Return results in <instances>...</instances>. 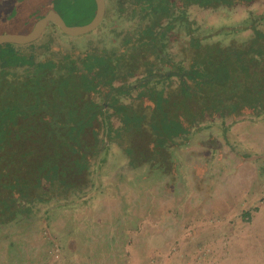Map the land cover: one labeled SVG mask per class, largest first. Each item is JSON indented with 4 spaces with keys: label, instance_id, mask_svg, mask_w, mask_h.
Here are the masks:
<instances>
[{
    "label": "rangeland",
    "instance_id": "obj_1",
    "mask_svg": "<svg viewBox=\"0 0 264 264\" xmlns=\"http://www.w3.org/2000/svg\"><path fill=\"white\" fill-rule=\"evenodd\" d=\"M117 2L126 4V0H105L109 16L115 13L112 8ZM5 3L2 5L7 11L9 2ZM169 3H176L174 12L186 3L185 15L173 21L166 45H158L159 49L137 48L136 55L132 53L130 45L139 41L141 47L143 43L148 47L145 28L149 21L140 23L138 16L129 22L108 16L90 34L77 37L47 28L35 41L52 38L64 51L70 49L67 54L76 65L85 55V44L89 45L88 52L100 51L98 48L105 44L108 49L102 50L110 56L121 53L119 62L117 56L108 59L113 65L134 69L121 71L113 86L130 84L134 91L129 96L120 95L118 104L105 109L112 115L116 134L106 143L105 154L98 150L91 159L90 181L82 195L60 198L52 193L47 194L49 201H16L27 215L0 226V264H264V111L237 114L235 118H196L200 127L191 128L184 146L172 151L173 141L164 144L168 149L164 156L170 161L167 177L161 174L163 165L149 168L148 163L134 161L140 164L137 167L130 163L126 149L131 140L135 137L144 142L139 129L119 122L124 112L134 110L143 116L144 129H149L152 108L158 107L161 99L170 102L164 111L186 112V97L175 92L181 84L175 68L179 63L188 69L192 59L205 56L206 46L219 44L217 47L223 48L232 41L241 44L250 40L255 33L264 35V0H234L231 5L215 0ZM53 4L68 25H83L92 19L91 0H76L71 8H67V1H61L62 6ZM34 20L27 13L20 23L0 27V33L25 34ZM155 25L163 27L158 22ZM123 27L128 28L123 34L129 31L133 39L119 45L112 32ZM116 45L119 48L110 52ZM40 53L39 57H44ZM200 59L204 61V57ZM147 70L154 74L152 80L158 79L156 87L141 82ZM169 71L174 72L171 77H159L164 81L155 76ZM147 88L161 90L163 95L145 98ZM249 90L235 91L239 113L248 106L242 100L254 97ZM210 92L204 93L207 104ZM178 100L180 104L175 107ZM156 118L152 121L155 124ZM95 126L99 148H103L100 140L108 142V137L99 120ZM164 156L159 160H166ZM34 193L29 192L28 197Z\"/></svg>",
    "mask_w": 264,
    "mask_h": 264
},
{
    "label": "trees",
    "instance_id": "obj_2",
    "mask_svg": "<svg viewBox=\"0 0 264 264\" xmlns=\"http://www.w3.org/2000/svg\"><path fill=\"white\" fill-rule=\"evenodd\" d=\"M3 1L9 2L7 11L2 5ZM61 1H67V8L73 7L76 2L0 0V27L9 26L10 22L20 23L27 13L35 17L33 25L50 9L59 13L53 2L59 5ZM196 1L204 0H189L191 4ZM215 1L231 5L234 0ZM169 2L170 0H126V4L119 5L117 2L112 8L115 13L109 16L110 8H107L104 18L109 16L110 19L118 18L121 22H129L138 16L140 23L149 21V26L146 25L145 28L149 37L146 42L148 47L145 48V43L141 47L140 41L137 45H130L132 53L136 55L134 49L137 48L150 50L156 47L159 49L158 45L160 48L165 47L164 40L173 27V21L183 19L187 4H180L174 12L172 9L176 3L170 6ZM39 9L41 13H38ZM90 11V16L93 17V0ZM156 18L158 19L152 24ZM164 18L166 21L160 24ZM157 22L163 27L155 25ZM136 27L131 28L132 32ZM47 28L65 35L53 24H49ZM127 30L128 28L123 27L119 32L118 28H113L112 34L119 39V45L129 44L133 39L130 38L129 31L123 34ZM217 46L219 44L206 46L205 56L192 59L188 69L183 68L180 63L175 67L176 75L181 79L175 92L186 97V112L171 114V109L164 111L170 102L161 99L158 107L152 108V121L155 116L157 118L156 124L147 122L149 129L143 128V116L140 118L134 110L124 112L123 117L119 118L123 126L139 129V132L135 130L144 142H138L133 137L130 148L126 149L133 166L148 163L151 165L149 168H157L167 162L168 157L164 156V151L168 149L164 144L173 141V148L170 146L172 151L184 146L191 135V128L200 127L196 118L212 119L215 115L221 119L235 118L237 114L264 111V35L255 33L252 39L241 44L232 41L223 48ZM88 47L87 44L82 47L85 55L80 59V64L76 65L67 54L70 49L64 51L52 38L27 45L0 46V226L17 220L21 215H27L26 209H21L20 204H16L18 199L33 203L38 198L40 201H49L51 197L47 194L52 193L60 198H67L70 194L76 197L82 195L90 181L88 178L91 159L97 155L98 150L104 155L113 134H116L112 115L105 110V105L108 107L112 103L118 104L120 95L129 96L134 91V86L130 84H112L121 71L130 73L134 69L116 63L113 65L108 59L117 56L115 60L119 62L121 53L110 56L102 50L103 47L106 48L105 44L98 48L100 51L88 52ZM118 48L117 45L113 46V51L110 52ZM39 53L45 54L44 57L40 58ZM202 57L204 61L200 59ZM173 73L169 71L155 76L169 78ZM153 76L152 71L147 70L141 82L145 85L154 83L156 87L159 82L157 78L152 80ZM186 79L190 81L189 84ZM246 87L254 97L239 99L248 104L239 113L234 99L235 91L238 89L240 92L241 88ZM209 88L212 89L211 92ZM208 92L209 104L204 99V93ZM157 95H163V92L151 89L148 91L147 88L144 93L145 98L149 99ZM100 98L103 102L98 100ZM179 104L178 100L175 107ZM98 120L102 131L108 137V142L100 140L103 148H99L98 132L94 129ZM161 155L167 159L158 161ZM161 174L168 176L165 171ZM43 186H47L46 191L41 192ZM31 191L36 193L33 197H28Z\"/></svg>",
    "mask_w": 264,
    "mask_h": 264
},
{
    "label": "water",
    "instance_id": "obj_3",
    "mask_svg": "<svg viewBox=\"0 0 264 264\" xmlns=\"http://www.w3.org/2000/svg\"><path fill=\"white\" fill-rule=\"evenodd\" d=\"M95 12L92 19L83 25H68L59 13L50 9L39 18L32 29L25 34H0V46L4 44L27 45L37 41L45 32L49 24L55 25L63 34L70 37H77L88 34L99 27L105 15V0H93Z\"/></svg>",
    "mask_w": 264,
    "mask_h": 264
},
{
    "label": "crops",
    "instance_id": "obj_4",
    "mask_svg": "<svg viewBox=\"0 0 264 264\" xmlns=\"http://www.w3.org/2000/svg\"><path fill=\"white\" fill-rule=\"evenodd\" d=\"M158 161H160L159 159H158ZM169 164H170V161H169V159H168V161L167 162H165L164 164H161V165H163L164 166V170H163V173H164V171L167 173V169H166V167L167 166H169ZM162 176H164V177H167V176H165V175H162ZM172 177H174V175L172 176Z\"/></svg>",
    "mask_w": 264,
    "mask_h": 264
},
{
    "label": "flooded vegetation",
    "instance_id": "obj_5",
    "mask_svg": "<svg viewBox=\"0 0 264 264\" xmlns=\"http://www.w3.org/2000/svg\"><path fill=\"white\" fill-rule=\"evenodd\" d=\"M103 21V20H102ZM91 33V32H90ZM90 33H88V34H90ZM88 34H85V35H88ZM107 108V106L105 105V109Z\"/></svg>",
    "mask_w": 264,
    "mask_h": 264
}]
</instances>
